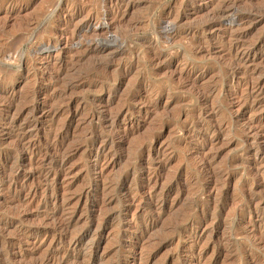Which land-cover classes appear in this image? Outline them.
I'll list each match as a JSON object with an SVG mask.
<instances>
[{
  "label": "rangeland",
  "instance_id": "374dc122",
  "mask_svg": "<svg viewBox=\"0 0 264 264\" xmlns=\"http://www.w3.org/2000/svg\"><path fill=\"white\" fill-rule=\"evenodd\" d=\"M263 184L264 0H0V264H264Z\"/></svg>",
  "mask_w": 264,
  "mask_h": 264
},
{
  "label": "bare ground",
  "instance_id": "6f19581e",
  "mask_svg": "<svg viewBox=\"0 0 264 264\" xmlns=\"http://www.w3.org/2000/svg\"><path fill=\"white\" fill-rule=\"evenodd\" d=\"M111 1V0H110ZM229 2L228 1H224L223 2V5L221 6V8L219 9V11H218V13H219V15H218V13H217V15L218 16H221V17H224L225 15H227V14H229L230 12H233L234 11V8L233 7H231V5L230 4H228ZM111 6V5H110ZM234 6V5H233ZM110 10H112V7H110V8H108L107 10H106V14L107 13H109V11ZM114 10V9H113ZM250 11V10H249ZM248 12V11H247ZM251 12V11H250ZM249 12V13H250ZM253 13V12H252ZM118 15V14H117ZM248 16H246V15H240L239 17H238V19H237V21L238 20H244V19H246ZM233 23H234V19H233ZM234 25V24H233ZM92 43V42H91ZM237 43V42H236ZM91 46H93L92 48L93 49H96V48H98V45L96 46V44H94V45H92L91 44ZM240 46V45H239ZM105 47V46H104ZM235 48H236V46H234ZM102 49V48H101ZM92 50V49H91ZM246 50V49H245ZM239 52V51H238ZM243 52V51H242ZM236 53H237V51H236ZM244 53V52H243ZM246 53V52H245ZM238 54V53H237ZM250 54V53H249ZM248 55V54H247ZM242 56H244V54L242 55ZM250 56V55H249ZM246 57H248V56H246ZM239 58V57H238ZM239 61V60H238ZM245 61V60H244ZM240 62V61H239ZM238 65V64H237ZM243 65V64H242ZM232 68H233V66H232ZM234 69V68H233ZM231 70V69H230ZM230 72V71H229ZM233 72V71H232ZM234 75V74H233ZM258 85V84H257ZM256 85V86H257ZM259 88V87H258ZM35 89H33V91H34ZM257 100V99H256ZM259 101V100H258ZM258 104V103H257ZM23 149V148H22ZM259 153V152H258ZM254 168V167H253ZM257 168V167H256ZM259 183V182H258ZM264 185V184H263ZM260 186V185H259ZM246 198V197H245ZM248 198H249V196H248ZM251 201V200H250ZM253 201V200H252ZM249 203V202H248ZM64 225V224H63ZM63 228L65 227V226H62Z\"/></svg>",
  "mask_w": 264,
  "mask_h": 264
}]
</instances>
